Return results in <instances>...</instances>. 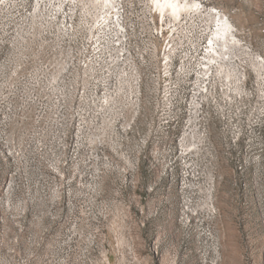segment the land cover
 I'll list each match as a JSON object with an SVG mask.
<instances>
[{
    "label": "rangeland",
    "instance_id": "rangeland-1",
    "mask_svg": "<svg viewBox=\"0 0 264 264\" xmlns=\"http://www.w3.org/2000/svg\"><path fill=\"white\" fill-rule=\"evenodd\" d=\"M119 1L83 77L57 12L0 0V264H264V0Z\"/></svg>",
    "mask_w": 264,
    "mask_h": 264
},
{
    "label": "built area",
    "instance_id": "built-area-1",
    "mask_svg": "<svg viewBox=\"0 0 264 264\" xmlns=\"http://www.w3.org/2000/svg\"><path fill=\"white\" fill-rule=\"evenodd\" d=\"M28 2L30 4L24 8L25 15L32 16L38 11V7L48 6L50 9L52 8L54 14L57 12L60 17V26L63 32L74 33V44L78 46L80 52L76 60V68L83 77L104 63L107 65L118 64L119 58L111 55L113 43L111 44L108 35L111 38L114 32L117 34L121 32L116 31L115 27H118V23L112 22L110 6L104 0H95L96 3L92 6L90 5L91 1H88L89 9L86 13L76 7V0H28ZM119 15L121 24V12ZM126 61L128 86L135 95H139L141 79L137 73V65L128 59Z\"/></svg>",
    "mask_w": 264,
    "mask_h": 264
},
{
    "label": "bare ground",
    "instance_id": "bare-ground-1",
    "mask_svg": "<svg viewBox=\"0 0 264 264\" xmlns=\"http://www.w3.org/2000/svg\"><path fill=\"white\" fill-rule=\"evenodd\" d=\"M152 1L155 3L159 14H162V13H163L162 15L167 14V15L172 16L174 19L178 17L176 20L172 19L171 21H169L168 22L169 26H171L170 24L174 25L176 23H181L182 19L187 15H189V17H192V18L195 16L196 17L200 16L199 12H195V11L190 12V10L192 9L202 11L199 8V3L197 1H186V0H152ZM104 2L106 4H109L110 6V10L112 13L111 15L112 22L115 21L118 23V27L117 26L115 27L116 31L121 32L120 30L121 24L119 23V20H120L119 13L121 12L120 11L121 9L120 1L119 0H104ZM182 13H185L186 15H183ZM215 18H216L215 19L216 29L213 32V36L211 34L212 32H209L207 42H206V47H207L206 56L209 57V53H210L213 59L214 57H218V55L222 54V52H220V54L216 55L217 50L220 47H222L223 49L226 46H229L234 41L233 34H232V26H231L230 21L225 16L219 13L218 14L216 13ZM204 28L203 30L205 31V33H207V31ZM211 62L212 60L210 59L208 61L206 60V63L208 64H210Z\"/></svg>",
    "mask_w": 264,
    "mask_h": 264
}]
</instances>
